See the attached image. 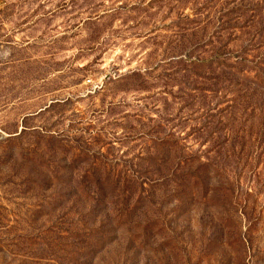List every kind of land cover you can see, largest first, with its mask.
Instances as JSON below:
<instances>
[{"label": "rangeland", "instance_id": "374dc122", "mask_svg": "<svg viewBox=\"0 0 264 264\" xmlns=\"http://www.w3.org/2000/svg\"><path fill=\"white\" fill-rule=\"evenodd\" d=\"M0 264H264V0H0Z\"/></svg>", "mask_w": 264, "mask_h": 264}]
</instances>
